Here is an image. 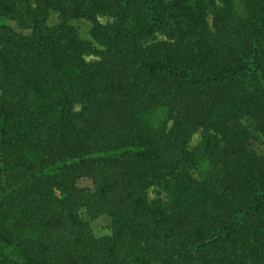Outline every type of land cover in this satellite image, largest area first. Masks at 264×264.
<instances>
[{"label": "trees", "instance_id": "obj_1", "mask_svg": "<svg viewBox=\"0 0 264 264\" xmlns=\"http://www.w3.org/2000/svg\"><path fill=\"white\" fill-rule=\"evenodd\" d=\"M243 117L264 134V0H0V264H264Z\"/></svg>", "mask_w": 264, "mask_h": 264}, {"label": "rangeland", "instance_id": "obj_2", "mask_svg": "<svg viewBox=\"0 0 264 264\" xmlns=\"http://www.w3.org/2000/svg\"><path fill=\"white\" fill-rule=\"evenodd\" d=\"M97 19L101 23L110 22V18H108L104 15L98 16ZM210 19H211V12H209L207 17H206L208 24H210ZM54 20H55L54 15L51 14L50 18H49V22H53ZM80 26L85 27L84 24H81ZM162 38H164V36L160 32L153 34V39H162ZM83 57L86 61H94L97 59L95 56H91V55H84ZM240 121L254 138H256L258 141L264 143V134H262L261 132H259L258 130L255 129L254 124L250 119L243 117V118H241ZM200 137H201V131L200 130L195 131L190 136V138L188 140V143H187L188 147L192 148L193 146H195L198 143ZM81 184H84V182H82ZM145 196H146V200L148 202L158 201V202L163 204L166 201L165 191L160 186H157V185L156 186H150V187L146 188ZM89 225L91 227L93 234L96 237L106 235L109 232V230H108V218L104 215L99 216L98 218L91 220L89 222Z\"/></svg>", "mask_w": 264, "mask_h": 264}]
</instances>
